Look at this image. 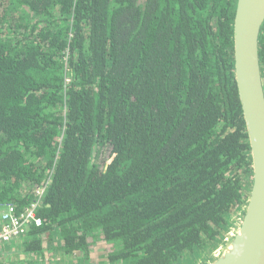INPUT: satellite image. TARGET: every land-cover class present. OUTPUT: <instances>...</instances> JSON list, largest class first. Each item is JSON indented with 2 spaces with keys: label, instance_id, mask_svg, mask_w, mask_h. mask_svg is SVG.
<instances>
[{
  "label": "trees",
  "instance_id": "1",
  "mask_svg": "<svg viewBox=\"0 0 264 264\" xmlns=\"http://www.w3.org/2000/svg\"><path fill=\"white\" fill-rule=\"evenodd\" d=\"M235 10L0 0V212L43 192L41 224L19 239L26 255L103 242L107 264H180L220 240L252 176ZM259 49L264 82V23Z\"/></svg>",
  "mask_w": 264,
  "mask_h": 264
},
{
  "label": "water",
  "instance_id": "2",
  "mask_svg": "<svg viewBox=\"0 0 264 264\" xmlns=\"http://www.w3.org/2000/svg\"><path fill=\"white\" fill-rule=\"evenodd\" d=\"M264 0H236L234 75L248 136L252 185L240 227L211 264H264V82L259 36Z\"/></svg>",
  "mask_w": 264,
  "mask_h": 264
},
{
  "label": "rangeland",
  "instance_id": "3",
  "mask_svg": "<svg viewBox=\"0 0 264 264\" xmlns=\"http://www.w3.org/2000/svg\"><path fill=\"white\" fill-rule=\"evenodd\" d=\"M252 177V176H251ZM250 175H243L242 180L243 183L246 184L248 188L251 189L252 183H250L251 180ZM250 194V191H249ZM248 194V197H249ZM243 209L236 208L232 219L230 221V224H228L226 231L223 232L220 240L216 242L215 244L209 245L205 249H198L193 253H185L181 259L180 264H211L213 260H215V256L218 253H221L223 250H225L229 244V242L233 239L230 237V232L236 231L237 226L239 224L240 214L244 213L246 204L243 205ZM235 233V232H234ZM229 242H226V239ZM59 244V241L54 240L52 243H46L44 246V253L42 255V258H30V260H27L26 264H107L106 254L110 251V247L105 246L103 242L97 243L95 246H91L87 255L84 253H76L72 255H63L59 252L57 249ZM17 252L13 251L12 253ZM20 252V251H18ZM6 252H4L5 254ZM7 254V253H6ZM16 254V253H15ZM20 254V255H19ZM18 256L13 257H7L3 255L0 257V264H13L16 263L15 261L19 260L20 256H22L21 253H19ZM23 260L24 258H20ZM36 260V263H33V261Z\"/></svg>",
  "mask_w": 264,
  "mask_h": 264
},
{
  "label": "built area",
  "instance_id": "4",
  "mask_svg": "<svg viewBox=\"0 0 264 264\" xmlns=\"http://www.w3.org/2000/svg\"><path fill=\"white\" fill-rule=\"evenodd\" d=\"M42 193V190L38 189L36 191L38 199L32 201L19 215L16 214L12 205H7L4 210L0 212V247L8 245L13 241H18L21 237H24L27 234L30 225L39 226L41 224L37 217V213L41 208ZM243 208L244 207L242 206L241 210ZM243 216L244 213H241L237 229L240 227ZM236 231L234 230L230 232V237L233 238ZM227 232L228 230L226 233ZM225 240L226 242H229L227 238Z\"/></svg>",
  "mask_w": 264,
  "mask_h": 264
},
{
  "label": "crops",
  "instance_id": "5",
  "mask_svg": "<svg viewBox=\"0 0 264 264\" xmlns=\"http://www.w3.org/2000/svg\"><path fill=\"white\" fill-rule=\"evenodd\" d=\"M13 251H17V252L12 253ZM18 251H20V252H18ZM4 252H6L7 254L6 253L4 254ZM19 253L22 254V256H20V258H24V259L21 260L19 258V260L18 261L16 260L15 261L16 263H13V264H26L25 262L27 260H30V258H33L32 255L31 256L28 255V254L26 255V253L24 252V243L22 241H20V240L13 241L12 243H10L8 245H4V246L0 247V257L5 255L7 257V259H9L8 257H13L14 255L18 256Z\"/></svg>",
  "mask_w": 264,
  "mask_h": 264
},
{
  "label": "bare ground",
  "instance_id": "6",
  "mask_svg": "<svg viewBox=\"0 0 264 264\" xmlns=\"http://www.w3.org/2000/svg\"><path fill=\"white\" fill-rule=\"evenodd\" d=\"M238 230V229H237Z\"/></svg>",
  "mask_w": 264,
  "mask_h": 264
}]
</instances>
